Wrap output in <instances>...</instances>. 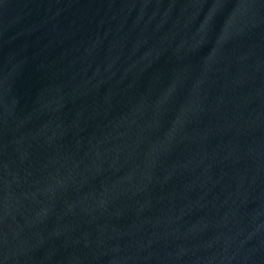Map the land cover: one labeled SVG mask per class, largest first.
<instances>
[{"label": "water", "instance_id": "obj_1", "mask_svg": "<svg viewBox=\"0 0 264 264\" xmlns=\"http://www.w3.org/2000/svg\"><path fill=\"white\" fill-rule=\"evenodd\" d=\"M0 264H264V0H0Z\"/></svg>", "mask_w": 264, "mask_h": 264}]
</instances>
